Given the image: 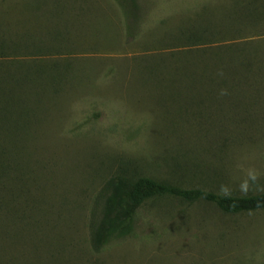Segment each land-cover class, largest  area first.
<instances>
[{"label": "rangeland", "instance_id": "rangeland-1", "mask_svg": "<svg viewBox=\"0 0 264 264\" xmlns=\"http://www.w3.org/2000/svg\"><path fill=\"white\" fill-rule=\"evenodd\" d=\"M137 5L0 0V62L27 78L7 106L22 146H0V264H264V210L174 197L93 249L114 176L264 192V0Z\"/></svg>", "mask_w": 264, "mask_h": 264}, {"label": "trees", "instance_id": "trees-1", "mask_svg": "<svg viewBox=\"0 0 264 264\" xmlns=\"http://www.w3.org/2000/svg\"><path fill=\"white\" fill-rule=\"evenodd\" d=\"M116 1L126 13H134V16L138 12L137 0ZM128 31L133 37L132 27H129ZM2 44L4 43H0V52L4 49ZM4 65L0 62V146H22L19 143L22 125L16 124L15 121L17 118V121L21 122L19 120L21 116L19 114L17 117L16 107L11 109L7 106L12 105H8V102H16L15 100L20 98L19 91L26 86L27 78L20 79L18 74L21 70L17 67L12 69V64L5 65L6 68ZM25 74L30 75L26 71ZM36 74L37 71L34 76ZM13 94L15 96H12ZM162 197H174L189 203L203 201L231 215L264 210V192L239 196L216 193L202 188L186 189L147 177L133 180L117 175L105 183L94 202L90 222L93 249L99 252L112 241L123 239L131 234L135 218L142 206L149 200ZM98 208H100L99 215L96 214Z\"/></svg>", "mask_w": 264, "mask_h": 264}, {"label": "clouds", "instance_id": "clouds-1", "mask_svg": "<svg viewBox=\"0 0 264 264\" xmlns=\"http://www.w3.org/2000/svg\"><path fill=\"white\" fill-rule=\"evenodd\" d=\"M247 179H245L241 185H240V188H241V191L243 192H247L248 189H249V180L251 181H256L258 180L259 178V173H257L256 171L254 170H251L247 173ZM222 191L227 193L228 192V189L227 188H222Z\"/></svg>", "mask_w": 264, "mask_h": 264}]
</instances>
